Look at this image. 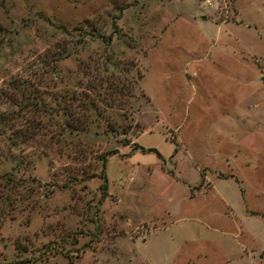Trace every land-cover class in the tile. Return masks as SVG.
I'll list each match as a JSON object with an SVG mask.
<instances>
[{
    "label": "rangeland",
    "instance_id": "374dc122",
    "mask_svg": "<svg viewBox=\"0 0 264 264\" xmlns=\"http://www.w3.org/2000/svg\"><path fill=\"white\" fill-rule=\"evenodd\" d=\"M1 117L0 264H264V0H0Z\"/></svg>",
    "mask_w": 264,
    "mask_h": 264
},
{
    "label": "trees",
    "instance_id": "16d2710c",
    "mask_svg": "<svg viewBox=\"0 0 264 264\" xmlns=\"http://www.w3.org/2000/svg\"><path fill=\"white\" fill-rule=\"evenodd\" d=\"M15 86L17 87V83H15ZM71 93L72 94H71L70 98H76L75 94H73V92H71ZM96 94L97 93H94V95H96ZM62 97L63 96L59 95V97L56 99V102H55L56 106H55L54 109L57 110V111H59V110L63 111L64 110V106L62 104V102H63ZM84 97L87 99L85 107L88 110L95 109V106H94L95 103H94L93 98L91 96H88L87 94H85ZM70 98H68V99L71 100ZM13 104L16 105L18 108L20 107V101H15ZM71 119L72 118H70V120ZM0 120H2V123H4V122H7L9 120V118L8 117H1ZM70 120L68 121V120L64 119L65 123L60 125L59 129L62 130L63 128H65L67 130V132H72L74 130L75 131L76 130H81V128L83 129L84 128L83 125L86 124V123H84L83 125H80V124H77V123H74V122L70 123ZM82 123H83V121H82ZM106 126L109 127L112 130V128L109 126V124L108 125L106 124ZM113 132L115 133L116 131H113ZM109 153H113L112 150H110V151L107 150L100 156L101 164H104V161L106 159V155H108ZM100 178H101V181L99 183V199H101V197L104 196L105 189H106V179H105V176L102 173L100 174ZM5 179L10 180L11 178L9 176H6Z\"/></svg>",
    "mask_w": 264,
    "mask_h": 264
}]
</instances>
